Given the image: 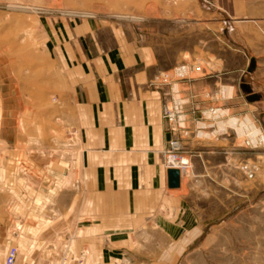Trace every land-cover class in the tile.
I'll list each match as a JSON object with an SVG mask.
<instances>
[{
  "label": "rangeland",
  "instance_id": "1",
  "mask_svg": "<svg viewBox=\"0 0 264 264\" xmlns=\"http://www.w3.org/2000/svg\"><path fill=\"white\" fill-rule=\"evenodd\" d=\"M154 114L179 190L106 237L95 185ZM9 245L15 264H264V0H0V264Z\"/></svg>",
  "mask_w": 264,
  "mask_h": 264
},
{
  "label": "crops",
  "instance_id": "2",
  "mask_svg": "<svg viewBox=\"0 0 264 264\" xmlns=\"http://www.w3.org/2000/svg\"><path fill=\"white\" fill-rule=\"evenodd\" d=\"M135 126L137 133L132 135L134 140L121 143L120 149L115 151L120 150V153L110 165H105V182L95 185L96 189H104L103 210H99V218L105 222V231L109 232L106 237L126 236L130 224L132 229L135 225L138 229L145 221V215L171 199V192H177L180 187L179 183L175 188L167 186L168 169L160 166L158 155L169 135L163 132L158 114L147 119L137 118ZM78 224V220H73L68 228L74 235L80 232ZM17 258L18 255L14 264Z\"/></svg>",
  "mask_w": 264,
  "mask_h": 264
},
{
  "label": "built area",
  "instance_id": "3",
  "mask_svg": "<svg viewBox=\"0 0 264 264\" xmlns=\"http://www.w3.org/2000/svg\"><path fill=\"white\" fill-rule=\"evenodd\" d=\"M167 117L174 118L173 114L167 115ZM168 145L172 149H177L176 141H173L170 138L168 139ZM181 167H184V165H182ZM166 168L169 169V166L166 165ZM16 255H17V248L15 246H8L4 252L2 264H14Z\"/></svg>",
  "mask_w": 264,
  "mask_h": 264
},
{
  "label": "water",
  "instance_id": "4",
  "mask_svg": "<svg viewBox=\"0 0 264 264\" xmlns=\"http://www.w3.org/2000/svg\"><path fill=\"white\" fill-rule=\"evenodd\" d=\"M252 98H256L255 94L251 95ZM167 175V186L169 188H175L179 183V173L176 169H168L166 172Z\"/></svg>",
  "mask_w": 264,
  "mask_h": 264
},
{
  "label": "bare ground",
  "instance_id": "5",
  "mask_svg": "<svg viewBox=\"0 0 264 264\" xmlns=\"http://www.w3.org/2000/svg\"><path fill=\"white\" fill-rule=\"evenodd\" d=\"M223 127V126H222ZM242 130H240L239 129V132H241ZM169 160H171V161H169V162H171L170 163V165H168L169 166V168H171L173 165L172 164H176V167H177V169L176 170H180V169H182V168H186L187 166H188V161H187V159H185V158H179V159H173L172 157H170L169 156ZM183 160H185V161H183ZM168 161L166 160V163H167ZM182 165H184V167H181ZM181 174V173H180ZM181 180V179H180Z\"/></svg>",
  "mask_w": 264,
  "mask_h": 264
}]
</instances>
